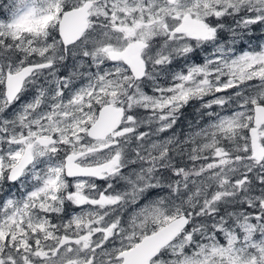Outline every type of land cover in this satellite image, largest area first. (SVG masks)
Masks as SVG:
<instances>
[{"label": "snow or ice", "instance_id": "obj_1", "mask_svg": "<svg viewBox=\"0 0 264 264\" xmlns=\"http://www.w3.org/2000/svg\"><path fill=\"white\" fill-rule=\"evenodd\" d=\"M0 264H264V0L0 2Z\"/></svg>", "mask_w": 264, "mask_h": 264}, {"label": "trees", "instance_id": "obj_2", "mask_svg": "<svg viewBox=\"0 0 264 264\" xmlns=\"http://www.w3.org/2000/svg\"><path fill=\"white\" fill-rule=\"evenodd\" d=\"M186 117L187 119L189 120H192L193 123H195V120H196V117H195V114H194V109L192 107H189L187 110H186ZM187 123V122H186ZM184 125H185V121H183L180 125V127L186 131V129L184 128Z\"/></svg>", "mask_w": 264, "mask_h": 264}, {"label": "flooded vegetation", "instance_id": "obj_3", "mask_svg": "<svg viewBox=\"0 0 264 264\" xmlns=\"http://www.w3.org/2000/svg\"><path fill=\"white\" fill-rule=\"evenodd\" d=\"M197 59H198V61H199V57H197ZM184 128L186 129V131L188 130V128H187V123H186V120H185V125H184Z\"/></svg>", "mask_w": 264, "mask_h": 264}, {"label": "rangeland", "instance_id": "obj_4", "mask_svg": "<svg viewBox=\"0 0 264 264\" xmlns=\"http://www.w3.org/2000/svg\"><path fill=\"white\" fill-rule=\"evenodd\" d=\"M0 2H4V3H6V2H7V0H0Z\"/></svg>", "mask_w": 264, "mask_h": 264}]
</instances>
